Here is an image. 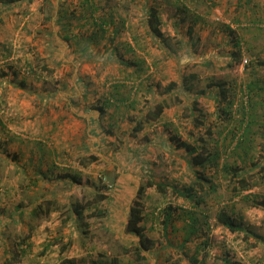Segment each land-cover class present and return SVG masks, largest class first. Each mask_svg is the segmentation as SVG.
<instances>
[{"label": "rangeland", "instance_id": "rangeland-1", "mask_svg": "<svg viewBox=\"0 0 264 264\" xmlns=\"http://www.w3.org/2000/svg\"><path fill=\"white\" fill-rule=\"evenodd\" d=\"M153 9L163 36L149 26ZM238 39L242 64L231 67ZM256 58H264V0H0V264L14 254L15 264H192L186 253L203 264H264V208L254 206L264 175L249 168L264 163V82L252 101L248 87L264 68L245 67ZM212 76L231 89L230 123L218 118ZM167 94L179 96L133 132V118L157 112L155 99ZM250 101L255 122L235 148ZM181 140L219 154L205 182L216 190L198 206L175 191L198 177ZM94 153L98 160L81 163ZM227 164L251 169L254 185L234 194ZM142 177L166 186L144 193L146 246L125 232ZM170 207L192 211L197 230L189 217L166 230ZM222 207L251 233L218 224Z\"/></svg>", "mask_w": 264, "mask_h": 264}, {"label": "trees", "instance_id": "trees-1", "mask_svg": "<svg viewBox=\"0 0 264 264\" xmlns=\"http://www.w3.org/2000/svg\"><path fill=\"white\" fill-rule=\"evenodd\" d=\"M148 21H149V26L152 29L153 33L156 36H163L164 33L161 30V27L158 25L160 23V16L158 14L157 9H153L150 11V16L148 17ZM106 21H104L105 23ZM230 33L234 32V30H230ZM235 33V32H234ZM72 38L71 35H69V33H66V35H64V37H62V40H64V43L67 45L69 44V40ZM236 46H238V49H236L235 51H232L230 54V57H232L231 61L228 62L227 65H230L231 67L234 66H238L242 64V49H241V40L238 39L235 41L234 43ZM210 63V65H215L214 61H208ZM137 62L135 61H131V64H136ZM226 65L224 64L222 67H225ZM250 66H254L255 68H264V58H259V59H255L250 61V63L248 65H246L245 67H250ZM198 76V75H196ZM214 78L212 81L209 82V86L211 87V89L214 90V92H212V95L215 96L214 98L217 101V114H218V118L221 122H227L230 123L233 121V118L235 117V113L233 111V104L234 101L233 99L230 97V90L229 88V84L227 83V81H222L219 80L217 77H213ZM264 82V79H262L261 77H255L253 80L250 81V83L248 84L249 87V96L251 101L253 100V97H257L260 96L261 90H262V85H260V83ZM230 83V82H229ZM171 87L173 88V86L171 85ZM170 86L168 87L169 89L171 88ZM189 87V86H188ZM171 88V89H172ZM218 90V91H215ZM174 98L172 99L171 95L168 96V94L166 95V97H164L163 99L160 97L155 99V103H158V105L156 106L157 108V112H148L147 114H144L138 118H133V120L135 122H137V124H135L134 128H133V132L134 131H139L143 128V119L145 118H149V116H153V117H157L158 115H160V113L162 112V109H164V107H170L173 105L174 102H176L177 98H178V94L172 95ZM117 100H124L122 98L117 99ZM250 101V102H251ZM249 102V100H248ZM245 104V103H244ZM242 103V124L243 126H241L242 129V133L240 135H237L235 138H237V143L235 148H238L241 146V144H243V140L244 137H246L251 130V126L252 124L255 122V118H254V114L251 112H249V108H247V105L252 106L253 103L251 102L250 104H246L244 105ZM194 108H197L196 105H194ZM101 113H103L105 111V107H100L98 109ZM200 111V108H199ZM201 112V111H200ZM98 119H94V121L96 122L95 125H99L97 124ZM200 121V123H203V120H200L199 118H196V121ZM212 130V129H211ZM210 133L212 134L214 131H211ZM205 141V139H203ZM178 146H182L185 147L186 150L188 151V153L191 155V157L187 160L189 163L190 167H193V170L197 173L198 177L196 178V182H193V184L191 186L185 187L184 189H175V191L177 193H179L181 196H183L184 198H188L190 200L193 201V205L198 206L201 202H203V200L205 199V195L207 193H209L210 191H215L216 190V184L212 183L211 185L205 187V182H211V176L207 175V170L210 169L212 167L213 164H218V153H206L205 155L202 154L199 145H193L188 141H184L181 140L178 143ZM99 159V156L97 154H91L89 157H83L81 158V163L83 165H87L89 162L92 161H96ZM86 160H88L86 162ZM258 162H255L253 159L251 161V166L249 168H253L254 166L258 169L259 172L262 173V176L264 175V163L262 165H258ZM223 168H225V170L227 171V175L228 178L231 177V182H232V191L234 194H241L244 190L251 188L254 183H252V177L254 176L253 172L251 171V169H246V167H242L240 165H235V167H230L228 164L227 165H223ZM67 176L75 183L77 184H84V180L82 178V176H79L78 174H74V173H68ZM142 176V175H141ZM234 176V177H233ZM144 178V177H142ZM146 179V177L144 178V180ZM196 186L202 187L203 192L202 193H198ZM149 187H156L157 190H159L161 193H165L166 191V186L164 185V183L162 182H157L155 179H146L144 181V183L142 182L137 189V195L133 201L132 204H130L129 209L126 211V219H125V232L126 234L130 235V236H138L140 237V242L143 246H146L145 243L143 242V237L145 236L144 232H145V227L143 225V220L145 218L144 215V201H143V196L144 193L146 191L147 188ZM107 194H102L101 198L102 199H106L107 198ZM51 203V200L47 201V204ZM72 210L71 212L76 214V215H82L83 211L85 210V205H83L79 200H77L74 204L72 203ZM255 207H262L264 208V199L257 201L254 203ZM38 207H36L34 209L35 214H40L41 212L38 211ZM48 210V209H47ZM39 212V213H38ZM174 211L171 209V207L169 209H167V213L165 215L164 218V227L167 230V228H169L170 226L174 227L175 223L174 220L175 218H190V223L189 227L192 231H196L197 227H196V223L199 221L198 217L193 215V212L188 210V209H184L183 212L178 213L177 215H174L173 213ZM217 222L218 224L224 226L225 228L229 229L232 232H241V231H248V233H251V230L249 229V227H246L244 225V221L241 217L238 216H233L231 215V213L228 211V209L226 207H222L220 208V210L217 212ZM24 244L26 243L25 238L23 237ZM20 245V243H18ZM29 245V244H27ZM147 248V247H146ZM26 248H24L23 246L21 247V249L17 252L18 254H26ZM143 258H147V254L142 253L141 254ZM188 259H190V261L192 262V264H203L201 262V260L198 258V254H187ZM19 255L14 254L13 257L10 259V261L12 262V264H15L14 262L19 261L18 257ZM6 264V263H5ZM118 264V263H117ZM224 264H235L233 261H231L230 259H226Z\"/></svg>", "mask_w": 264, "mask_h": 264}, {"label": "crops", "instance_id": "crops-1", "mask_svg": "<svg viewBox=\"0 0 264 264\" xmlns=\"http://www.w3.org/2000/svg\"><path fill=\"white\" fill-rule=\"evenodd\" d=\"M96 114H98V113H96ZM95 116H97V115H95ZM97 117H95L94 119H96ZM91 119V118H90ZM98 119V118H97ZM98 124V123H97Z\"/></svg>", "mask_w": 264, "mask_h": 264}]
</instances>
